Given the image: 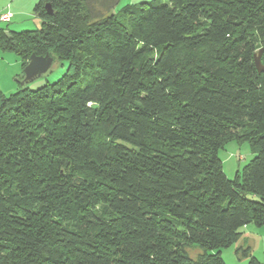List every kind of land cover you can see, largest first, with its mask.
<instances>
[{
  "label": "trees",
  "instance_id": "obj_1",
  "mask_svg": "<svg viewBox=\"0 0 264 264\" xmlns=\"http://www.w3.org/2000/svg\"><path fill=\"white\" fill-rule=\"evenodd\" d=\"M118 1L38 0L39 29L0 27L23 68L67 63L0 91V264H226L264 226V0ZM231 139L255 152L232 179Z\"/></svg>",
  "mask_w": 264,
  "mask_h": 264
},
{
  "label": "rangeland",
  "instance_id": "obj_2",
  "mask_svg": "<svg viewBox=\"0 0 264 264\" xmlns=\"http://www.w3.org/2000/svg\"><path fill=\"white\" fill-rule=\"evenodd\" d=\"M143 1L150 0H119L112 11L117 13L119 9L125 4H138ZM33 7L34 6H31L29 10L34 16H36L33 12ZM30 20L31 19H28V21ZM40 27L41 22L40 25L28 27L27 29L35 30L39 29ZM20 30L26 29H17L15 31ZM66 67L67 63L65 61L54 60L50 68L45 73L26 82L24 85L32 90L45 85H50L60 78V76L65 72ZM23 76L24 72L20 57L14 52L0 49V91L2 94L8 96L10 93H12L16 89L18 82L23 80ZM254 155L255 152L251 151L247 141H237L235 139H231L224 142L223 145L218 149V157L222 164V170L224 174L230 179L234 178L237 173L240 175L243 166L247 164ZM262 227L264 228V226ZM262 233L264 234V232ZM262 238L263 240L262 242L260 241L259 245L260 248L251 251V254L256 257L261 262V264H264V235ZM237 246V243L233 242L230 246L224 247L220 250L221 257L226 264L247 263V257L241 253H235V248H237ZM187 251L189 256L194 258L199 249L197 247H190Z\"/></svg>",
  "mask_w": 264,
  "mask_h": 264
},
{
  "label": "crops",
  "instance_id": "obj_3",
  "mask_svg": "<svg viewBox=\"0 0 264 264\" xmlns=\"http://www.w3.org/2000/svg\"><path fill=\"white\" fill-rule=\"evenodd\" d=\"M37 1L38 0H0V13L5 11L12 13L8 21L0 22V27L5 28L7 31H15L17 29L28 30V27L40 25L41 20L34 16L29 10ZM27 18L31 20L28 21ZM242 232V235L236 241L238 245L237 248L248 246L251 251L260 248V241L262 242V236L264 235L262 233L264 232L263 227L247 225L243 227Z\"/></svg>",
  "mask_w": 264,
  "mask_h": 264
},
{
  "label": "water",
  "instance_id": "obj_4",
  "mask_svg": "<svg viewBox=\"0 0 264 264\" xmlns=\"http://www.w3.org/2000/svg\"><path fill=\"white\" fill-rule=\"evenodd\" d=\"M46 8H49L46 5ZM6 34H9V31H5ZM261 50L258 51V54L254 57L255 66L258 72H264V66L260 63ZM52 64V57L48 54L46 55H35L31 54L29 56L27 64L23 68L24 79L23 82H28L33 78L42 75L45 73Z\"/></svg>",
  "mask_w": 264,
  "mask_h": 264
},
{
  "label": "built area",
  "instance_id": "obj_5",
  "mask_svg": "<svg viewBox=\"0 0 264 264\" xmlns=\"http://www.w3.org/2000/svg\"><path fill=\"white\" fill-rule=\"evenodd\" d=\"M11 16H12V13L11 12H9V11H5V12H3V13H0V22L2 21H4V22H6V21H8L10 18H11Z\"/></svg>",
  "mask_w": 264,
  "mask_h": 264
}]
</instances>
